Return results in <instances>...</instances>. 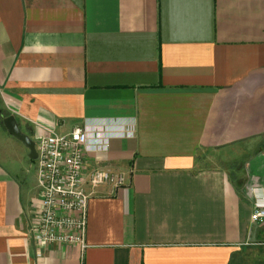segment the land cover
Here are the masks:
<instances>
[{
  "label": "crops",
  "instance_id": "obj_1",
  "mask_svg": "<svg viewBox=\"0 0 264 264\" xmlns=\"http://www.w3.org/2000/svg\"><path fill=\"white\" fill-rule=\"evenodd\" d=\"M8 116L35 153L48 132L111 134L84 168L124 184L91 191L81 254L34 243L35 160ZM252 187L264 0H0V264H241Z\"/></svg>",
  "mask_w": 264,
  "mask_h": 264
},
{
  "label": "built area",
  "instance_id": "obj_2",
  "mask_svg": "<svg viewBox=\"0 0 264 264\" xmlns=\"http://www.w3.org/2000/svg\"><path fill=\"white\" fill-rule=\"evenodd\" d=\"M102 133V132H101ZM117 137H129L123 128ZM111 134H100L86 127L66 135H42L36 145L38 197L33 207L29 231L36 245L85 248L87 204L91 191L99 186L121 187L124 176L106 169L85 170V155L105 152ZM249 222L264 223V187L249 189Z\"/></svg>",
  "mask_w": 264,
  "mask_h": 264
},
{
  "label": "rangeland",
  "instance_id": "obj_3",
  "mask_svg": "<svg viewBox=\"0 0 264 264\" xmlns=\"http://www.w3.org/2000/svg\"><path fill=\"white\" fill-rule=\"evenodd\" d=\"M36 143L35 135L32 137ZM29 171H35V161H29ZM252 234L247 237L246 245L240 251L241 264H264V223L252 226Z\"/></svg>",
  "mask_w": 264,
  "mask_h": 264
},
{
  "label": "water",
  "instance_id": "obj_4",
  "mask_svg": "<svg viewBox=\"0 0 264 264\" xmlns=\"http://www.w3.org/2000/svg\"><path fill=\"white\" fill-rule=\"evenodd\" d=\"M3 125L11 136L23 142L30 149V158L32 160H35L36 153L34 150V144L28 139V137L21 133L15 118L13 116L6 117L5 119H3Z\"/></svg>",
  "mask_w": 264,
  "mask_h": 264
},
{
  "label": "trees",
  "instance_id": "obj_5",
  "mask_svg": "<svg viewBox=\"0 0 264 264\" xmlns=\"http://www.w3.org/2000/svg\"><path fill=\"white\" fill-rule=\"evenodd\" d=\"M232 259H233V257H232ZM233 261V260H232ZM230 263H231V259H230Z\"/></svg>",
  "mask_w": 264,
  "mask_h": 264
}]
</instances>
